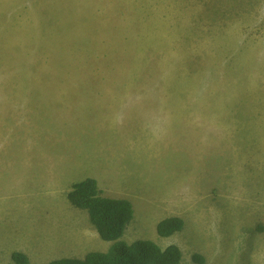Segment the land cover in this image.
I'll list each match as a JSON object with an SVG mask.
<instances>
[{"label": "rangeland", "instance_id": "374dc122", "mask_svg": "<svg viewBox=\"0 0 264 264\" xmlns=\"http://www.w3.org/2000/svg\"><path fill=\"white\" fill-rule=\"evenodd\" d=\"M87 179L128 243L264 264V0H0V264L108 251Z\"/></svg>", "mask_w": 264, "mask_h": 264}, {"label": "trees", "instance_id": "16d2710c", "mask_svg": "<svg viewBox=\"0 0 264 264\" xmlns=\"http://www.w3.org/2000/svg\"><path fill=\"white\" fill-rule=\"evenodd\" d=\"M68 199L75 207L86 210L100 238L113 244L106 252H92L83 259L65 258L49 264H182L183 252L177 245L162 248L153 240L143 239L126 242L124 235L134 218L133 205L128 200L102 196L96 180L75 184ZM183 227L182 218L169 217L158 224L157 233L168 238ZM13 258L17 264H30L24 254L15 253ZM194 259L204 264L203 257L196 255Z\"/></svg>", "mask_w": 264, "mask_h": 264}, {"label": "crops", "instance_id": "0c3cea01", "mask_svg": "<svg viewBox=\"0 0 264 264\" xmlns=\"http://www.w3.org/2000/svg\"><path fill=\"white\" fill-rule=\"evenodd\" d=\"M79 9H80V7H77V11H78ZM72 15H73V17H74L75 14L72 13Z\"/></svg>", "mask_w": 264, "mask_h": 264}, {"label": "bare ground", "instance_id": "6f19581e", "mask_svg": "<svg viewBox=\"0 0 264 264\" xmlns=\"http://www.w3.org/2000/svg\"><path fill=\"white\" fill-rule=\"evenodd\" d=\"M158 232V231H157Z\"/></svg>", "mask_w": 264, "mask_h": 264}]
</instances>
